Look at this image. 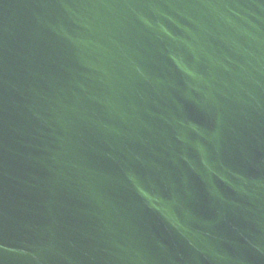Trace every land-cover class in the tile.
Here are the masks:
<instances>
[{"label":"water","instance_id":"95a60500","mask_svg":"<svg viewBox=\"0 0 264 264\" xmlns=\"http://www.w3.org/2000/svg\"><path fill=\"white\" fill-rule=\"evenodd\" d=\"M0 264H264V0H0Z\"/></svg>","mask_w":264,"mask_h":264}]
</instances>
